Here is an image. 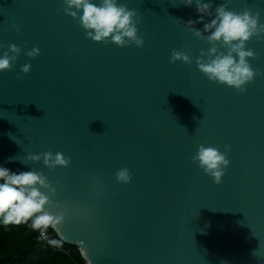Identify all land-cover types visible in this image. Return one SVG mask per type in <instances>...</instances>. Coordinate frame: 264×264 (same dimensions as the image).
Returning a JSON list of instances; mask_svg holds the SVG:
<instances>
[{"label": "water", "instance_id": "95a60500", "mask_svg": "<svg viewBox=\"0 0 264 264\" xmlns=\"http://www.w3.org/2000/svg\"><path fill=\"white\" fill-rule=\"evenodd\" d=\"M120 2L137 12L142 48L87 39L61 0H0V55L21 48L0 73V166L57 187L49 211L67 209L58 231L91 264H264V76L238 93L199 72L209 46L177 21L197 19L195 4ZM212 2L264 23V0ZM247 47L264 73V41ZM173 50L193 63H170ZM200 145L230 147L220 185L192 163ZM46 152L69 166L27 160ZM122 168L128 184L116 181Z\"/></svg>", "mask_w": 264, "mask_h": 264}, {"label": "clouds", "instance_id": "9594fccd", "mask_svg": "<svg viewBox=\"0 0 264 264\" xmlns=\"http://www.w3.org/2000/svg\"><path fill=\"white\" fill-rule=\"evenodd\" d=\"M180 3L186 8L195 4L197 19L177 21L183 23L195 38L205 41L209 46L207 51L202 50L200 57L195 60L199 72L209 81L244 93L246 86L252 83L256 76H264V73L252 69L249 60L255 58V53L247 47L253 38L258 42L264 41V23L260 22L259 12L253 13L245 9L238 13L229 10L227 3L219 4L213 11L212 0H180ZM61 4L67 16L78 20L87 39L119 47H143L144 40L138 35L137 12L130 10L120 0H61ZM196 24H202V29H197ZM20 53L21 48L10 45L8 51L0 55V73L11 71ZM39 54L38 48L26 53L29 58H35ZM177 62L190 66L193 60L186 52L173 50L170 63ZM30 69L31 65L25 64L20 71L27 75ZM228 151V145H225L224 152L216 147L200 145L192 156V163L216 185H220L226 169L230 166ZM8 160L12 162L21 159L13 156ZM27 160L34 163L43 160V165L49 170L66 168L70 164V160L60 152L31 154L27 156ZM21 162L24 163L23 160ZM115 178L117 183L128 184L132 176L127 168H122L115 173ZM56 191L57 187L53 186L42 172L34 169L13 172L0 166V224H28L32 231L39 233L40 240L55 248L63 247L65 240L58 229L65 221L67 209L49 211L51 208L60 207L52 199ZM50 229L58 238L49 237ZM79 255L83 258L87 253L82 250ZM253 256L261 259L258 250L253 252ZM84 264H91V261L85 260Z\"/></svg>", "mask_w": 264, "mask_h": 264}, {"label": "trees", "instance_id": "16d2710c", "mask_svg": "<svg viewBox=\"0 0 264 264\" xmlns=\"http://www.w3.org/2000/svg\"><path fill=\"white\" fill-rule=\"evenodd\" d=\"M38 237L28 224H0V264H84L78 246L55 248Z\"/></svg>", "mask_w": 264, "mask_h": 264}, {"label": "built area", "instance_id": "2783aa9c", "mask_svg": "<svg viewBox=\"0 0 264 264\" xmlns=\"http://www.w3.org/2000/svg\"><path fill=\"white\" fill-rule=\"evenodd\" d=\"M55 236V233L50 229L49 230V237L52 238Z\"/></svg>", "mask_w": 264, "mask_h": 264}]
</instances>
